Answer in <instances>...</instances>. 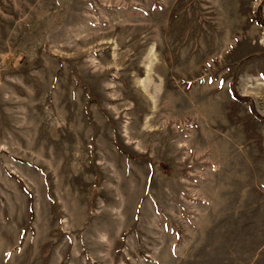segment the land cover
Returning <instances> with one entry per match:
<instances>
[{
    "label": "rangeland",
    "instance_id": "1",
    "mask_svg": "<svg viewBox=\"0 0 264 264\" xmlns=\"http://www.w3.org/2000/svg\"><path fill=\"white\" fill-rule=\"evenodd\" d=\"M0 264H264V0H0Z\"/></svg>",
    "mask_w": 264,
    "mask_h": 264
}]
</instances>
